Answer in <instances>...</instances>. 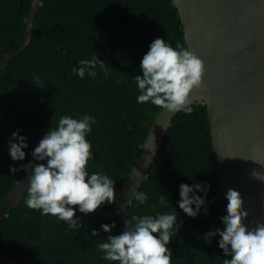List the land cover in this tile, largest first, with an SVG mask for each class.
<instances>
[{"label": "trees", "instance_id": "1", "mask_svg": "<svg viewBox=\"0 0 264 264\" xmlns=\"http://www.w3.org/2000/svg\"><path fill=\"white\" fill-rule=\"evenodd\" d=\"M31 4L32 0H0V63L23 44ZM156 38L174 48L177 44L187 48L172 0L41 1L31 42L0 72V203L27 175L23 170L11 173L10 166L19 169L32 161V151L61 116L80 119L85 114L95 120L86 135L94 157L87 171H102L116 181L118 201L161 110L151 102L137 103L140 93L134 80L142 75L140 62ZM94 55L109 69L107 78L99 66L95 78L86 74L81 79L72 72L80 60ZM190 106L191 115L181 111L174 116L139 189L147 194L146 205L133 199L125 212L106 222L76 211L83 226L72 229L58 217L28 208L25 191L0 221V264H119L104 260L97 248L109 235L101 224L115 221L111 234H119L124 220L134 214L155 216L171 209L178 213L179 222L178 232L167 245L171 264H223L230 259L219 248V236L210 245L202 238L213 226L223 229L220 218L227 214V200L220 197L202 205L194 218L178 205L181 183L210 185L206 201L219 188L207 106ZM17 130L27 138L23 161H13L9 155V140ZM159 195L166 196L167 207L160 204ZM196 195L204 193L196 190ZM115 204L105 203L99 209L109 211Z\"/></svg>", "mask_w": 264, "mask_h": 264}, {"label": "clouds", "instance_id": "2", "mask_svg": "<svg viewBox=\"0 0 264 264\" xmlns=\"http://www.w3.org/2000/svg\"><path fill=\"white\" fill-rule=\"evenodd\" d=\"M97 66L109 74L106 64L93 56L79 61V67L72 72L81 79L88 76L95 78ZM142 75H135L134 80L139 90L137 103L151 102L152 105L166 109L170 113L184 112L191 115L190 94L203 84L205 73L204 61L193 51L177 44L172 47L162 38H156L149 46L140 62ZM95 123L92 116L85 114L80 119L63 115L55 121L31 155L33 160L22 164L18 169L10 166V172L25 171L29 184L24 203L28 208L41 210L42 215L51 214L66 222L72 229L82 227L76 216L78 206L80 213H94L105 203L115 204L114 185L116 181L102 171L89 174L87 165L93 159L92 145L86 135L92 131ZM27 138L19 135V130L11 134L8 148L13 161H23L28 147ZM17 141V142H13ZM46 161L45 163H39ZM251 178L264 182V175L252 171ZM210 185L197 183L194 186L179 185V208L189 217H196L205 204ZM196 190L204 196L196 195ZM133 199L139 205L147 204V194L143 191H132ZM227 214L220 219L223 229L215 228L203 235L210 245L212 238L219 236V248L225 257L223 264H264V223L253 221L249 229L244 220L248 212L243 209L241 193L229 188L226 193ZM132 199V200H133ZM132 200L128 202L131 205ZM165 195H159L161 205L167 207ZM193 205L195 207H193ZM205 214L208 209L204 208ZM178 213L171 209L166 213L153 215H132L124 220L123 230L111 234L116 227L101 224L104 233H109L106 242L97 244L103 259L119 264H171L172 252L167 247L172 237L178 232ZM98 232L93 229L92 235Z\"/></svg>", "mask_w": 264, "mask_h": 264}, {"label": "water", "instance_id": "3", "mask_svg": "<svg viewBox=\"0 0 264 264\" xmlns=\"http://www.w3.org/2000/svg\"><path fill=\"white\" fill-rule=\"evenodd\" d=\"M41 1L32 0L23 44L5 56L0 72L31 42ZM172 1L184 26L187 49L205 65L203 84L192 91L190 101L207 106L219 188L204 205L225 198L229 188L239 191L249 214L244 224L251 229L253 221L264 223V182L250 176L252 171L264 175V0ZM177 113L159 111L111 210L84 214L73 206L76 211L102 222L125 212L133 199L130 189L139 190L149 175ZM28 184L26 175L0 203V221L19 202Z\"/></svg>", "mask_w": 264, "mask_h": 264}]
</instances>
